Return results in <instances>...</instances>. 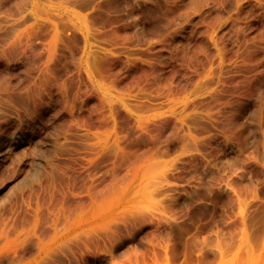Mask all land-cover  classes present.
Instances as JSON below:
<instances>
[{
	"label": "rangeland",
	"instance_id": "374dc122",
	"mask_svg": "<svg viewBox=\"0 0 264 264\" xmlns=\"http://www.w3.org/2000/svg\"><path fill=\"white\" fill-rule=\"evenodd\" d=\"M0 125V264H264V0H0Z\"/></svg>",
	"mask_w": 264,
	"mask_h": 264
},
{
	"label": "bare ground",
	"instance_id": "6f19581e",
	"mask_svg": "<svg viewBox=\"0 0 264 264\" xmlns=\"http://www.w3.org/2000/svg\"><path fill=\"white\" fill-rule=\"evenodd\" d=\"M263 72V71H262ZM23 119V118H22ZM25 120V119H24ZM23 122V121H22ZM24 123V122H23ZM242 124V123H241ZM243 125V124H242ZM1 126V125H0ZM29 126V125H28ZM240 126V125H239ZM2 128V127H1ZM3 128H6L3 126ZM29 128V127H28ZM246 129V128H245ZM244 129V130H245ZM15 130V128H14ZM25 130V125L17 128L14 134L10 136H5V135H0V158L3 156V153L7 150L10 149L12 143L14 142V139L18 137L23 131ZM243 130V129H242ZM27 132V131H26ZM6 133V132H5ZM9 134V133H8ZM11 134V133H10ZM246 134V133H245ZM232 146V143H230ZM236 146V145H235ZM233 147V146H232ZM228 149H231V147H228ZM235 149V148H234ZM230 151V150H229Z\"/></svg>",
	"mask_w": 264,
	"mask_h": 264
}]
</instances>
